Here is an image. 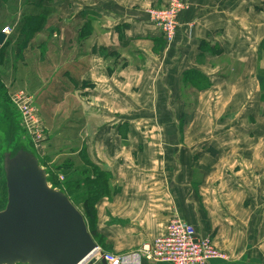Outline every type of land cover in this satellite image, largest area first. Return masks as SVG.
Wrapping results in <instances>:
<instances>
[{
  "label": "crops",
  "instance_id": "1",
  "mask_svg": "<svg viewBox=\"0 0 264 264\" xmlns=\"http://www.w3.org/2000/svg\"><path fill=\"white\" fill-rule=\"evenodd\" d=\"M169 1L35 6L29 15L50 22L35 34L50 36L52 71L43 78L48 67L36 60L26 86L45 93L37 106L46 123L44 102L61 107L56 136L110 177L96 203L103 252L173 264L139 255L181 217L228 255L211 264H264V0H182L171 43L148 14Z\"/></svg>",
  "mask_w": 264,
  "mask_h": 264
},
{
  "label": "water",
  "instance_id": "2",
  "mask_svg": "<svg viewBox=\"0 0 264 264\" xmlns=\"http://www.w3.org/2000/svg\"><path fill=\"white\" fill-rule=\"evenodd\" d=\"M6 39L1 31L0 45ZM0 152L8 194L0 209V264H84L92 258L98 244L84 214L51 183L30 141Z\"/></svg>",
  "mask_w": 264,
  "mask_h": 264
},
{
  "label": "rangeland",
  "instance_id": "3",
  "mask_svg": "<svg viewBox=\"0 0 264 264\" xmlns=\"http://www.w3.org/2000/svg\"><path fill=\"white\" fill-rule=\"evenodd\" d=\"M184 4V10H186L188 8V4ZM35 6L44 7L47 6V2L46 0H4L3 2H0V32L8 25L14 27V31L11 34L14 35V38L11 40L14 41L13 45H5L4 50H2L3 45H0V121L3 120L7 122V115L11 113L14 114L15 119L20 126V131L17 132L13 141L8 137L9 135L7 134L5 128L0 126V150L3 149V146L14 148L18 144H21L25 139L29 140L31 146L38 151V154L42 158L44 164H46L45 166L48 169H52L51 176L54 178V181L60 184L61 187H65L69 182L75 183L77 180L84 179L86 174H92L95 165L91 166V163H86L79 155L75 154L76 151L73 147H77L76 143H73V141L70 140L64 142L61 138L56 136V133L63 126L55 124L56 120L54 116H56L58 112L60 114L62 110L60 106L57 107L55 102H44L43 112L47 114V122L49 123H46L43 118L39 116V123L36 125L35 123L27 121L24 117L21 105L26 97H30L31 102L33 106L37 108L39 115L40 111L37 106L39 105L38 101H41L42 97H45V93H42L41 97H39L36 93L37 91L33 92L32 88L31 90L28 86H26L27 73L28 77L31 72L35 74L34 77H36V60L43 61V64L47 65L45 68L48 67V70L44 69L42 71V75L44 74L42 76L43 78H47L46 76L50 75L52 71V45L47 31H45L46 33L43 35L35 34L32 36V39L27 43L28 45L25 44V46L28 47L27 53L23 50L25 49V46L22 49L21 46H17L19 45L18 42L21 40L20 36L18 37L21 32V25L25 21V17L32 16L29 15L31 11H37L35 10L37 9ZM41 24L43 29L47 30L50 22L43 19ZM177 30L176 33L178 34ZM15 35L18 38H16ZM26 54L28 56H26ZM24 59L30 61L29 67H25ZM38 82L39 83L36 84V87L41 83V81ZM38 88L40 89L42 86ZM21 92L23 94H21ZM67 134L69 135V138H73L72 132H68ZM1 162L2 156L0 152V165L2 166ZM6 189L7 183L3 180L0 171V209H4L7 204L8 194ZM79 206L81 208L84 207L82 204Z\"/></svg>",
  "mask_w": 264,
  "mask_h": 264
},
{
  "label": "built area",
  "instance_id": "4",
  "mask_svg": "<svg viewBox=\"0 0 264 264\" xmlns=\"http://www.w3.org/2000/svg\"><path fill=\"white\" fill-rule=\"evenodd\" d=\"M184 9L185 4L182 0H170L162 8L148 9V14L164 37L172 42L177 34L179 16ZM13 31L14 27L9 25L2 30L7 39ZM25 99L21 105L24 117L27 121L37 125L39 112L33 106L30 97ZM166 232L165 235L156 237L153 242L143 244L139 256L151 261L158 260L173 264H211L215 259H228V255L219 249L210 237L201 235L194 225L184 218H172L167 225ZM99 253L108 264L125 263L123 257L114 253H105L99 245L92 258ZM92 258L84 264H88Z\"/></svg>",
  "mask_w": 264,
  "mask_h": 264
},
{
  "label": "trees",
  "instance_id": "5",
  "mask_svg": "<svg viewBox=\"0 0 264 264\" xmlns=\"http://www.w3.org/2000/svg\"><path fill=\"white\" fill-rule=\"evenodd\" d=\"M3 2L4 0H0V2ZM36 1V0H35ZM44 1V0H40ZM44 14H39L36 16H27L25 17V21L23 22L24 25L22 27L26 29V33H24L25 37V44H27L31 39L32 36L35 35L37 31L41 29V21L45 18ZM10 39H7L5 44L2 46V50H4L5 45H7L8 41ZM3 53V51H2ZM259 80H260V87H262V100L264 101V69L260 70L259 72ZM206 84V81L204 79H198L193 82V85H195L198 88L204 87ZM190 103V102H189ZM187 105V104H186ZM8 120L6 121H0V126H3L9 135L8 137L13 141L15 136L17 135V132L20 131L19 123L16 121L14 114L7 115ZM186 120V117H184ZM21 144H18L14 147V151L20 148ZM42 164H44L42 158L40 157ZM46 165V164H44ZM50 170V180L51 183L55 186H58L59 188L63 189L64 192L67 193V195L70 197L72 202L81 210V212L85 216V220H87L88 228L91 234H93L95 240H98V231H97V205L96 203L98 200L107 195L109 193V178L108 174H100L99 168L95 167L92 171V174H86L84 179L77 180L75 183H68L65 187H61L60 184L54 181V178H52V169ZM0 171L3 177V180H5L4 177V169L3 166L0 165ZM6 181V180H5ZM7 190V189H6ZM84 206L81 208L79 205Z\"/></svg>",
  "mask_w": 264,
  "mask_h": 264
}]
</instances>
